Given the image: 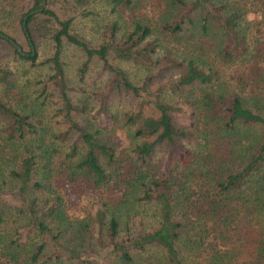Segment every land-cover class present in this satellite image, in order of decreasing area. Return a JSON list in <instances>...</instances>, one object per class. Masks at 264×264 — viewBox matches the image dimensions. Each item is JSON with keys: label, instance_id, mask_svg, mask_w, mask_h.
Returning a JSON list of instances; mask_svg holds the SVG:
<instances>
[{"label": "trees", "instance_id": "16d2710c", "mask_svg": "<svg viewBox=\"0 0 264 264\" xmlns=\"http://www.w3.org/2000/svg\"><path fill=\"white\" fill-rule=\"evenodd\" d=\"M90 1L0 0V264H264V0Z\"/></svg>", "mask_w": 264, "mask_h": 264}, {"label": "rangeland", "instance_id": "374dc122", "mask_svg": "<svg viewBox=\"0 0 264 264\" xmlns=\"http://www.w3.org/2000/svg\"><path fill=\"white\" fill-rule=\"evenodd\" d=\"M140 3L142 4V8L140 7L141 11H143L144 13H149V10H151L150 5L148 4L149 0H141ZM70 14L73 16L72 29L92 42H95L99 38L100 31H102L107 21L113 17V14H111L110 12V5L108 4V0H91L89 4H85L71 10ZM247 17L251 19L254 17V15L249 13ZM0 27L3 28L5 32H10V34L16 37L18 42L22 45L24 52L29 50V47L26 45L24 38L14 30L13 23H3L0 19ZM49 46L50 45L45 38L39 39L35 48V63L40 62L41 60L46 58V56L50 53ZM81 59V53L75 48L71 46H67L64 48L62 61L65 71L72 80L75 79V67L79 62H81ZM13 63L16 64L15 61H13ZM122 65V67H124L132 74V76H137L139 74L137 69L133 67L132 64L123 63ZM97 70L98 68L94 67L88 71L86 75L88 81L89 79L93 80L94 78H97ZM43 72L44 66L36 65L35 68H30L29 73L23 76L22 79L28 78L29 80H32L33 78H41ZM168 75H170V73H164L160 76V79H165V76ZM117 100L120 101L119 99ZM120 103H122V101H120ZM73 199L75 198L73 197Z\"/></svg>", "mask_w": 264, "mask_h": 264}, {"label": "water", "instance_id": "95a60500", "mask_svg": "<svg viewBox=\"0 0 264 264\" xmlns=\"http://www.w3.org/2000/svg\"><path fill=\"white\" fill-rule=\"evenodd\" d=\"M44 5H45V0H41V6H40L39 8H37V9H34V10L30 11L29 14H31V13H35V12H37V11H40ZM26 16H27V15L23 16V21H22V26H23V29H24V30H25V27H24V23H25V22H24V20H25ZM25 34H26V36H27V33H25ZM0 37H3V38H5V39H7V40L10 42V44H12V46H13V47H14V48H15L20 54H25V53L21 50V47H20L18 44H16L12 39H10V38H8L7 36L2 35V34H0ZM28 42H29V44H31L30 41H29V39H28ZM30 49H31V52H32L33 47L30 46Z\"/></svg>", "mask_w": 264, "mask_h": 264}]
</instances>
